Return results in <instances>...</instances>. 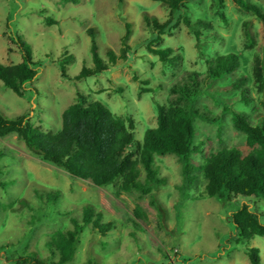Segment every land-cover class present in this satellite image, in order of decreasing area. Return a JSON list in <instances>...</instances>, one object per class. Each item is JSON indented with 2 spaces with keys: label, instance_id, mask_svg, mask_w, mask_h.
I'll use <instances>...</instances> for the list:
<instances>
[{
  "label": "rangeland",
  "instance_id": "374dc122",
  "mask_svg": "<svg viewBox=\"0 0 264 264\" xmlns=\"http://www.w3.org/2000/svg\"><path fill=\"white\" fill-rule=\"evenodd\" d=\"M245 1L264 13V0ZM187 8L192 23L203 22L197 27L198 41L181 21L160 43H151L144 12L161 22L171 17L169 7L160 1L0 0V63L10 66L21 61L15 42L19 35L39 64V73L23 97L0 82V111L11 118L25 115L34 127L55 133L61 128L62 112L82 95L86 105L100 101L116 116L133 118L134 137L142 141L145 131L157 125L156 103L190 106L218 118L216 122L194 120V145L201 148L191 155L196 166L208 155L227 149L249 153L252 148L245 133L234 127L231 111L243 112L253 126L264 123V23L253 12L241 10L235 0H193ZM127 22L128 49L122 43ZM90 28L108 69L75 80L84 66L93 67ZM149 43L152 48H173L171 56L177 55V60L162 63L148 49ZM110 50L117 58L114 63L109 60ZM231 53L239 57V73L248 76V104L232 101L237 92L224 94L225 102L203 91L186 97L183 86L198 81L202 88L209 62ZM61 63L67 77L61 75ZM226 104L228 111H224ZM0 148L6 153L0 159V180L15 181L0 188V264H18L20 256L31 253L47 264L57 263L59 253L47 242L57 230L73 229L72 218L82 223L87 204L110 228L101 234L87 225L79 236L73 264H251L245 253L249 247L260 249L264 264V236L238 239L232 221V213L243 202L264 212V201L210 197L198 170L193 184H184L181 163L172 153L155 155L166 184L143 194L71 178L32 154L15 133L1 138ZM139 169L144 181L143 168ZM51 190L61 191L54 203L45 196Z\"/></svg>",
  "mask_w": 264,
  "mask_h": 264
},
{
  "label": "trees",
  "instance_id": "16d2710c",
  "mask_svg": "<svg viewBox=\"0 0 264 264\" xmlns=\"http://www.w3.org/2000/svg\"><path fill=\"white\" fill-rule=\"evenodd\" d=\"M63 1L77 3L79 0ZM153 1H160L168 6L171 17L161 22L156 16L144 12L143 20L152 32L151 43H160L163 36L176 28L181 21L193 31L198 41L200 34L197 27L203 25V22L192 23L187 15V4L193 0ZM235 2L241 10L253 12L264 23V13L255 4L245 0ZM125 26L122 43L128 49L126 42L131 33L130 23L127 22ZM88 32L91 38L93 67L84 66L73 78L75 80L108 69V64L100 56L94 29L90 28ZM15 42L19 46L21 61L10 66L0 63V82L2 86L23 97L27 85L39 73V64L34 60L30 47L19 35L16 36ZM148 49L157 55L162 63L174 64L178 58L177 55L171 56L174 52L171 47L152 48L149 43ZM108 55L111 63L117 60L111 50ZM64 69V64L61 63V75L67 77ZM202 82V88L199 87L198 81H194L192 87L183 86L181 91L188 94L186 97L191 92L195 95L203 91L213 100L222 102L227 101L223 98L224 94L237 92L238 95L232 101L249 103L248 76L239 73V57L234 53L219 55L211 60ZM83 98L79 95L76 102L65 108L61 115V128L55 133L34 127L25 115L11 118L0 111V139L15 133L32 154L43 162L63 169L71 178L91 181L97 187L112 184L123 192L135 190L143 194L150 193L153 186L166 184V179L160 177L155 164V155L172 153L181 163L184 184L192 185L194 173L198 170L207 181L206 193L210 197L220 201H231L238 197L260 198L264 201V123L253 126L243 112L231 111L234 127L245 133L247 144L252 150L247 154L236 148L219 151L208 155L204 163L196 166L191 160V155L199 153L201 148L194 145V120L198 118L216 122L217 117L195 107H166L156 103L157 125L147 129L143 140L140 141L134 137L133 118L116 116L100 101L86 105ZM228 107L229 104H226L224 111H228ZM5 155V151L0 148V159ZM139 166L145 173L144 181H141L142 172ZM14 183V180H0V188L5 189ZM60 195V190L45 192L47 200L53 203ZM135 215L140 216L136 211ZM232 221L238 239L250 241L255 236H264V212L253 210L249 203L243 202L232 213ZM72 223L73 229L57 230L47 242L48 247L56 249L59 253V260L55 264H73L79 236L87 225H92L101 234H105L110 228L109 224L101 221V215L96 213L90 204L83 207V222L79 223L72 218ZM245 253L251 264H261L259 248L249 247ZM17 263L47 264L39 259L36 253L20 256Z\"/></svg>",
  "mask_w": 264,
  "mask_h": 264
}]
</instances>
